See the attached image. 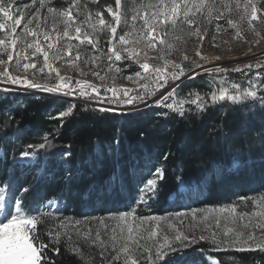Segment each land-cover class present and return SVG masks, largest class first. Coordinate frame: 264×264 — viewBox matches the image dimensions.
Returning <instances> with one entry per match:
<instances>
[{
	"label": "snow or ice",
	"instance_id": "snow-or-ice-1",
	"mask_svg": "<svg viewBox=\"0 0 264 264\" xmlns=\"http://www.w3.org/2000/svg\"><path fill=\"white\" fill-rule=\"evenodd\" d=\"M67 2V10L47 7V12L52 17V31L56 32V38L53 41L51 33L42 29L39 23L35 30L30 27L34 21L40 20V9L45 7V0H39V7L31 13L27 10L35 5L36 0H31V5L22 6L16 4L15 0H0V66H3L0 67V77L3 78L0 79V85H22L23 90L37 89L64 97L83 98L98 104L100 106L96 109L98 111L123 113L125 110H138L141 105L145 108L152 106L172 108V105L166 101L177 94L180 84L183 83L180 78L187 72H192V75L187 77L188 79H194L200 74L194 69L203 68V66L194 63L191 67L172 63V71L169 72L167 60L163 65L150 63V60L163 59L162 56L156 55L150 58L145 52L141 59L135 51L129 50V44L134 42L137 45L144 44L147 48L156 49L158 37H163L159 39V43L163 45L166 43L168 32L183 25L189 26L190 35L203 41L200 16L204 15L206 8L204 0H148V3L141 4L142 12L137 11L131 16L132 28H135L138 20L142 22L135 34L131 29L117 34V27L121 24L127 27L129 19L120 12L121 0H115V9L112 5L106 6L111 20H106L102 12L97 11L95 13L97 19L89 15L79 23L76 21L80 13L73 14V9L79 8L78 0H67ZM235 7L241 11L238 21L231 18L226 20L231 28L237 29V24L245 20H247L249 29L254 32L256 31L254 22L259 20V23L264 25V14L258 17V12H264V4L258 8L256 0H243L241 8V0H236ZM222 18L223 13L216 17L217 20ZM22 20L23 34L20 35L17 34V28ZM60 25L63 26L62 35L58 31ZM193 25H195L194 28ZM222 27L221 24H216L217 31ZM101 33L107 36L106 51L101 47ZM154 33H157V36H154ZM240 35L237 29L236 36L240 37ZM256 35L258 36L259 32H256ZM129 37H133L132 41ZM72 41H78V43L73 44ZM82 45L91 46L93 50L92 58L85 59L83 63L95 64L97 59L103 58L107 61L105 67L108 72L120 73L122 69L117 62L132 60L142 71H137L134 76H128L127 79L134 82L151 80L155 82L156 87L151 92L141 93L128 88L97 86L87 80L78 79L73 83L71 77L61 75L59 69L49 62L50 51L53 60L59 61L67 57V63L76 64V61H80L83 53L87 51V48H81ZM13 53H15V59ZM196 54L200 55V52L197 51ZM184 59L188 60V57L185 56ZM10 65L16 72H22L24 75L11 74ZM76 67L82 75H85L78 64ZM254 68L260 69L255 73V81L253 77L246 76L247 87L243 89L239 83L222 80L219 88L211 93L212 103L226 99L233 103H242L251 98L252 100L259 99V102L264 105V95L260 94L261 90H264V64L259 62L246 64L231 71L240 72L243 75L246 72L251 73ZM30 69L33 71L29 72ZM45 69L48 70L46 74ZM203 71L210 74L213 71L226 74L229 70L217 67L215 69L203 68ZM37 72L45 74L47 79H55L56 83L42 85L35 82L34 77ZM92 75L100 80L106 78L99 71H93ZM29 76L33 78L30 79ZM112 78L115 79V76ZM170 81H180V84L172 87L171 91L160 92L159 98L153 100L152 97L156 96L160 89L170 86ZM138 87L146 88L147 86L138 85ZM229 88L235 89V94L226 95ZM2 90L10 91L8 88ZM134 91L135 94H132ZM202 100L203 97L195 94V98L190 103L196 104ZM74 107V104H70L67 109L59 111L52 118L63 120L73 112ZM36 147L44 149L46 144L29 145L28 151L20 153L19 160L34 165L36 161L31 150ZM69 155L68 152L63 153L65 159ZM167 158V155L163 157L165 161ZM164 171L161 165L149 167L144 173L148 178L139 185L138 195L128 205V210L118 214L109 213L108 215L115 221L114 224L108 223L104 218L99 219L97 223L101 226L100 229L94 228L91 222L82 224L79 219L58 215L61 211L59 208L56 209V214H53L48 211L53 207L52 201L27 207L24 201L27 193L32 191L29 186L12 191L10 182L0 184V187H3V193H0V197H3V203H0V213H3V217L0 218V264H55V256L61 254V247L64 245L69 247L75 245L76 247L72 249L74 252H80L83 248L85 252L81 254L89 256L91 251L88 249L95 251L98 248L101 257L100 264H181L186 259V250L201 242L211 245L209 251L212 252L228 249L240 251L259 249L264 253V194L256 197H238L241 202L252 205L251 211L238 212V205L231 204L209 207L206 210L192 209L190 213L176 212L174 214L181 224L184 222L183 218L189 215L192 221L199 218L207 222L211 217V223H206L204 229H210L208 235L197 236L192 231L193 225H189L185 230L168 223L162 216L138 215L139 207L147 206L148 201L156 197L159 181L164 179ZM177 180L180 181L181 178L177 177ZM8 193L11 195H7ZM198 214H200L199 217ZM221 217L225 223H222ZM245 217H255L256 223L252 225L249 219L244 223L243 228L228 226L226 223L231 218L232 223L236 224L238 220H244ZM161 221L165 222L166 228ZM250 225H252L251 228H249ZM168 231L175 232V235L170 237L167 234ZM258 231L259 235H257ZM199 251L204 252L205 249L200 248ZM49 252L53 255L49 256ZM209 260L217 264L213 257H209ZM91 264H95V261L92 260Z\"/></svg>",
	"mask_w": 264,
	"mask_h": 264
},
{
	"label": "trees",
	"instance_id": "trees-1",
	"mask_svg": "<svg viewBox=\"0 0 264 264\" xmlns=\"http://www.w3.org/2000/svg\"><path fill=\"white\" fill-rule=\"evenodd\" d=\"M124 2L121 0V6ZM51 4L61 10L68 8L67 0ZM78 4L73 14L80 13L79 22L89 15L97 19V11L111 20L106 6L115 9V0H78ZM119 26L117 34H121ZM100 42L106 51V34L101 33ZM81 48L87 51L80 62L90 60L91 46ZM258 71L254 68L250 75ZM228 74L236 81L244 75ZM218 77V73L202 74L180 85L176 97L181 108L153 107L128 113L101 112L98 107L49 94L0 90V184L10 182L13 191L29 186L32 191L24 201L27 207L58 200L62 204L58 215L82 223L105 215L109 209L127 208L148 178L144 173L155 165L165 170L152 200L158 212L180 186L205 181L206 203L264 194V105L251 104L250 98V103L227 99L212 103L211 93L220 85ZM195 94L203 100L192 104ZM70 104L75 107L66 118H52ZM41 143L46 144L44 149L31 150L36 155L34 165L19 162L22 151ZM65 152L70 153L67 159ZM75 247L62 246L55 264H91L92 260L100 264L97 249H88L89 256L81 254L83 248L74 252ZM211 247L201 242L194 250L204 248V253L216 256L220 264H264L259 249L212 252ZM205 262L198 254L187 256L181 264Z\"/></svg>",
	"mask_w": 264,
	"mask_h": 264
},
{
	"label": "rangeland",
	"instance_id": "rangeland-1",
	"mask_svg": "<svg viewBox=\"0 0 264 264\" xmlns=\"http://www.w3.org/2000/svg\"><path fill=\"white\" fill-rule=\"evenodd\" d=\"M53 0H45V7L40 9V20L34 21L33 24L30 26L33 28V30L36 29L37 23L41 25V28L44 30H48L51 33L53 41H55L56 38V32L52 31V17L51 14L47 12V7L52 6L51 3ZM19 5H25L30 4L31 0H16V4ZM258 8L261 6V4H264V0H256ZM148 3V0H126V2L123 3L121 6L122 12L127 15L128 19V26L125 27V25L121 24L118 29L121 34L123 31H129L132 30L133 34H135L136 29L140 27L141 21H137L135 24V28H132V21L131 16L135 15L137 11L142 12L141 4ZM204 3L206 5V8L204 9V15L200 16L201 24H200V30L201 33L204 36L203 41H201L198 37L192 36L189 34L187 25H183L182 27H177L175 30H171L168 32V35L166 37V43L161 45L159 43V39L163 37H158L156 40V49L147 48L144 44L137 45L134 42L129 44V50L135 51L139 58L143 59L145 52L147 53L148 57H155L156 55H160L163 57V59L156 61V60H150L151 64H157V65H163L165 60L169 62L168 64V70L169 72L172 71V63L185 65L188 67H191L192 64H199L202 65L203 68H211L215 69L217 67L228 69L229 72L232 69L236 67H243L246 64H257L258 62L260 64L264 63V25H261L259 23V20L254 22V26L256 31H252L249 29L247 20L243 22H239L237 24V29L240 31L241 35L240 37L236 36L237 29H233L230 26L227 25L226 20L231 18L233 20L238 21L239 19V13L240 9H236V0H204ZM227 5V7H225ZM243 5V0H241V8ZM39 7V0H36V3L34 6H30L27 10L29 13L36 11V8ZM56 10H61V8H56ZM75 9V8H74ZM67 10V9H66ZM223 13V18L217 20L216 17L218 14ZM264 14V12H258V17ZM79 23V21H76ZM219 23L223 27L221 30L217 31L216 24ZM22 27H23V20L20 26L17 28V34L22 35ZM193 28L195 25L192 26ZM118 28V27H117ZM58 31L62 35L63 26L60 25L58 28ZM256 32H259V35H256ZM154 36H157V33L153 34ZM29 39H31L29 37ZM42 39V37H41ZM133 37H129V40L132 41ZM63 43V41L61 42ZM73 44H77L78 41H72ZM59 46V45H57ZM46 47V44H45ZM251 49V51H249ZM30 51V50H29ZM54 51V50H52ZM197 51L200 52V55H197ZM14 59H15V53H13ZM93 55V51H92ZM91 55V58H92ZM96 55H99V53H96ZM187 56L188 60H185L184 57ZM216 57H220V59H216ZM6 58V57H5ZM90 58V59H91ZM42 61V57H41ZM67 57L62 60H53L51 58V51H50V63L53 64L54 67L59 69L61 75H64L66 77H71L72 82L75 83L76 80H87L91 83L96 84L97 86H114L117 88H128L133 89L139 92H143L149 85H151V90H153L156 87L155 82L151 80H138L137 82H134L132 80L127 79L128 76H134L137 71H142L139 66L134 63L132 60H125L117 62L118 65L121 66V72L115 73V72H108L107 68L105 67L107 61L103 58L97 59L95 64L92 63H83L80 61H76V64H70L67 63ZM79 65L82 69L83 73L85 75L81 74V71H79L76 67V65ZM3 67V66H0ZM39 67V64H38ZM203 68H195L194 71L200 73L198 76H196L194 79L199 77L202 74H207L208 72L203 71ZM9 71L11 74L15 75H24L22 72H16L14 68L10 65ZM33 70H29V72H32ZM93 71H99L101 75H105V80H100L98 77L93 76ZM48 72L47 69H45V74ZM227 72L225 73H218L220 78L219 82L221 85V81H231L233 83H239L242 87H247L246 83V76L253 77L255 81V74L250 75V73H245L240 79L237 81L235 78H232ZM212 73H216L213 71ZM45 74H41L39 72L36 73L34 79L35 82L40 84H55V79H47ZM210 74V73H209ZM192 75V72H187L185 76L181 77L180 80L183 81V83L194 80V79H188L187 77ZM54 76V74H53ZM115 76V79L112 77ZM30 79L33 77L29 76ZM0 79H3L0 77ZM182 83V84H183ZM177 84H180V81H173L169 87L166 89H161L156 96L152 97V99L159 98V93L164 91H171L172 87H175ZM180 84V85H182ZM138 85H146L147 87H138ZM219 85V86H220ZM217 86L215 90L219 88ZM3 88H8L10 91L7 92H24V93H37V94H49L47 92L37 90V89H26L23 90L22 85H11V84H3L0 85V90L3 91ZM135 94V91L132 93ZM229 94H235V89L229 88V92L226 93V95ZM261 95H264V90H261ZM55 97L65 98L66 100H69L70 102H78V98L75 97H64L59 94H49ZM251 104L254 105H260L259 99L252 100L250 98ZM249 100H244L245 103H250ZM166 103L171 104V109H178L181 108L182 105L180 104V100L177 99L176 95L172 98H170ZM90 105L94 107H100L98 104L90 101ZM156 106L145 108L143 105L140 106L138 110H132L128 111L125 110V113L128 112H136L143 109H149ZM163 107V106H160ZM34 157V160L36 159V155L32 154ZM21 163L28 164L27 161H20ZM237 166V165H236ZM236 168V167H235ZM12 191L14 187L11 185ZM207 187L208 182H202L199 185L186 187L184 185L180 186L179 190L174 193L170 198L168 204L163 207L161 211L158 212V206L152 204V200L148 201V205H141L139 209L137 210L138 215H157L162 216L165 218L168 223H171L172 225L180 228H184L187 230L189 225H193V233L197 236L204 234L208 235L209 230H204L206 228V223H211V217L208 218V221H202L199 218L196 221H192L191 216H187L186 218H183L184 222L183 224L180 223L179 220L176 219L175 213L176 212H184V213H190L192 209H204L206 210L209 207H222V206H228L231 204L238 205V212L241 211H251L252 205L250 203H244L241 202L238 197H241L239 195H236V197H233L231 199H224L221 202H208L206 203V195H207ZM0 193H3V187H0ZM7 195H11V193H8ZM255 196L248 195L247 197H256L258 195L254 194ZM260 195V194H259ZM0 203H3V197H0ZM46 204V203H45ZM33 205V204H32ZM31 205V206H32ZM52 205L48 211L50 212H56L57 208H61L62 204L58 200H52ZM30 206V207H31ZM128 210L127 208H117L116 210L112 211L109 209L105 215H102L101 217L92 219V221H89L92 223V226L96 229H100L101 226L97 223V221L101 218H104L107 220L108 223L114 224L115 221L111 219V217L108 215L109 213L112 214H118L119 212H123ZM27 211V210H26ZM206 214V212L204 213ZM200 214H198L199 217ZM3 217V213H0V218ZM222 223H225L223 221ZM249 219L252 221V225L256 223L255 217H245L244 220H238L236 224L232 223L231 218L226 222L228 223V226H234V227H240L243 228L244 223H246ZM89 222H84L82 224H87ZM161 224L167 227L164 221H161ZM249 228H251V226ZM203 230V231H202ZM170 237L175 235V232L168 231L167 233ZM257 235H259V231L257 232ZM198 245H194L192 248L186 250V257H192V255H203V258L206 259L205 264H213V261L209 260V257H213L215 262L217 264H220L218 258L212 254H206L204 252H200L199 250H194ZM99 251V249L97 248Z\"/></svg>",
	"mask_w": 264,
	"mask_h": 264
},
{
	"label": "built area",
	"instance_id": "built-area-1",
	"mask_svg": "<svg viewBox=\"0 0 264 264\" xmlns=\"http://www.w3.org/2000/svg\"><path fill=\"white\" fill-rule=\"evenodd\" d=\"M154 82V81H153ZM173 81H170L169 82V84H171ZM161 90V89H160ZM159 90V91H160ZM145 91H149V92H151L152 90H151V85H149V87H147L145 90H143V92H145ZM142 92V93H143ZM158 99V98H157ZM78 102L79 103H83V104H86V105H89V106H92V105H90V101H86V100H84L83 98H78ZM150 103H151V101H149ZM182 105V104H181ZM94 107V106H93ZM99 108V107H98Z\"/></svg>",
	"mask_w": 264,
	"mask_h": 264
}]
</instances>
